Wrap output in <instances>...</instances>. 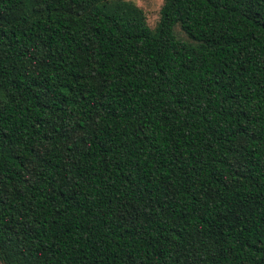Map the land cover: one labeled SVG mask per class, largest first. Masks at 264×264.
Returning a JSON list of instances; mask_svg holds the SVG:
<instances>
[{
    "label": "trees",
    "instance_id": "trees-1",
    "mask_svg": "<svg viewBox=\"0 0 264 264\" xmlns=\"http://www.w3.org/2000/svg\"><path fill=\"white\" fill-rule=\"evenodd\" d=\"M0 264H264V0H0Z\"/></svg>",
    "mask_w": 264,
    "mask_h": 264
},
{
    "label": "rangeland",
    "instance_id": "rangeland-1",
    "mask_svg": "<svg viewBox=\"0 0 264 264\" xmlns=\"http://www.w3.org/2000/svg\"><path fill=\"white\" fill-rule=\"evenodd\" d=\"M134 2L144 11L149 27L155 30L161 19V10L164 5V0H134ZM175 34L181 40H189L180 27L175 29Z\"/></svg>",
    "mask_w": 264,
    "mask_h": 264
}]
</instances>
